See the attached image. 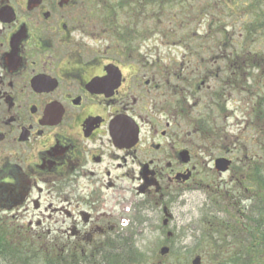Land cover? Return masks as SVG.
<instances>
[{
  "label": "flooded vegetation",
  "instance_id": "obj_1",
  "mask_svg": "<svg viewBox=\"0 0 264 264\" xmlns=\"http://www.w3.org/2000/svg\"><path fill=\"white\" fill-rule=\"evenodd\" d=\"M174 3L185 0H0V264H132L157 232L168 249L173 206L202 165L217 227L249 243L261 229L264 68L224 49L222 67L158 65L152 43L188 40L164 13ZM236 92L259 155L226 124Z\"/></svg>",
  "mask_w": 264,
  "mask_h": 264
},
{
  "label": "rangeland",
  "instance_id": "obj_2",
  "mask_svg": "<svg viewBox=\"0 0 264 264\" xmlns=\"http://www.w3.org/2000/svg\"><path fill=\"white\" fill-rule=\"evenodd\" d=\"M181 8L184 11L182 20L180 19ZM164 13L175 17L172 22L173 28L179 22L187 24V30L184 32L176 28L174 33L178 37L184 34L189 36L188 40L182 42L173 40L172 42L158 41L152 43L156 49L157 59L161 60L158 65H166L173 70H178L183 61L184 65L193 66L195 61L199 62V58H204L206 65L222 67L225 63L216 60L219 47L226 52L238 50L242 53L248 52L251 56L259 54L264 59V27L257 30L259 25L264 24V0H185L183 4H171ZM161 21L162 24L167 22L164 17ZM218 26L225 28V38L220 36L216 40L206 41L195 39V37L191 38L192 34L194 36L200 34L214 35L216 29H222ZM150 44L142 43V46L145 49L146 45ZM198 48L199 50H206L204 54H200V57L195 54L196 51H199ZM186 50H188L187 56L184 53ZM257 63L264 68L262 60ZM250 75L252 76L251 82H258V77L261 76L259 72H250ZM226 76L227 73L223 72L221 79L224 81ZM261 78L263 79L259 82L261 84L259 88L261 87V91H263L264 77ZM245 99L246 96L239 94V92L231 96L226 106V110L231 116H227L226 124L234 135L253 141L254 137L251 138L255 136V129L258 130L260 126L255 121L253 126L248 125V117L246 118L247 113L245 111L248 108L246 106L248 103H244ZM215 119L218 120L219 115ZM216 124L220 129V125L224 123L217 121ZM254 141L252 145L247 146V149L253 155H259V144ZM209 168L210 166L202 165L198 169L199 175L194 181L198 185L195 186L191 183L188 191L182 196V200L173 206L174 221L171 226L172 237L171 240L168 239L170 242L168 254L164 258L159 257L160 246L164 243L166 236L159 232L153 233L149 235V245L139 244L135 246L138 259L132 264H147V257H150L148 254L153 257L152 262L156 264H191L196 257L200 258V264H258V261L257 263L249 262V255L244 248L249 247L246 235L240 234L232 237V234L224 233L217 227L213 214L214 197L211 192L215 177L208 170ZM251 216L254 222L261 223V227H259L261 229L257 230L261 231L260 234H262L263 239L261 236L260 238L258 235L256 236L255 233L258 232H254V229L252 239L254 241V236H256L255 241L261 245L258 252L263 255V258L259 259L261 260L259 264H264V221L254 211ZM219 218L220 221H223V216ZM251 253H253L252 249Z\"/></svg>",
  "mask_w": 264,
  "mask_h": 264
},
{
  "label": "trees",
  "instance_id": "obj_3",
  "mask_svg": "<svg viewBox=\"0 0 264 264\" xmlns=\"http://www.w3.org/2000/svg\"><path fill=\"white\" fill-rule=\"evenodd\" d=\"M223 3H224V1H223ZM257 17H259V16H257ZM219 28H222L221 30H219V29H216V31L214 32V35H210V37L209 38H211V39H213V40H216V39H218L220 36H222V38L224 37L225 38V32H224V27L223 26H218ZM218 27H215V28H218ZM264 27V24H262V25H259V28L257 29V30H261L262 28ZM209 40V39H208ZM221 47H219L217 50L219 51V50H221L220 49ZM235 51H238V50H235ZM239 52V51H238ZM250 54V53H249ZM246 53H242V52H239V54L237 55V58L238 59H242V60H245L246 59ZM248 55V54H247ZM252 60L254 61L251 65L254 67V66H256V65H258V66H261L259 63H257V62H259V61H261L262 60V62H264V59L262 58V56L261 55H259V54H255V56L253 55L252 56ZM237 65L238 66H240L241 65V63H237ZM244 65H248L247 63H244ZM262 67V66H261ZM237 72H239V71H237ZM256 171V175H257V177H264V175H263V173H264V171L263 170H261V169H254V171L253 172H255ZM264 200V199H263ZM264 202V201H263ZM256 213H258V211L256 212ZM259 218H261L262 220L264 219V214L263 213H259V216H258ZM254 224H257L259 227L261 226V223H258V222H254ZM254 232H258V233H255L256 234V236L258 235L259 236V238H260V236H261V238L263 239V236H262V234H260L261 233V231H258L257 230V228L256 227H254ZM253 233V232H252ZM256 236H254V241H253V239L251 238V242L249 243V247H244L245 248V252H247L248 253V257H249V262L251 263V262H256L257 263V261H258V264H259V262L261 261V260H259L261 257L263 258V255H261L259 252H258V249H260V244L257 242V241H255V238H256ZM251 249H252V252L253 253H251ZM250 253V254H249Z\"/></svg>",
  "mask_w": 264,
  "mask_h": 264
},
{
  "label": "water",
  "instance_id": "obj_4",
  "mask_svg": "<svg viewBox=\"0 0 264 264\" xmlns=\"http://www.w3.org/2000/svg\"><path fill=\"white\" fill-rule=\"evenodd\" d=\"M226 168H227V164H224L222 161L219 162V164L218 163L216 164V170H218V171L223 172L226 170ZM168 252H169L168 249L163 248V249H160L159 254L161 256H166L168 254ZM191 264H200V258L199 257L194 258V260L191 262Z\"/></svg>",
  "mask_w": 264,
  "mask_h": 264
}]
</instances>
